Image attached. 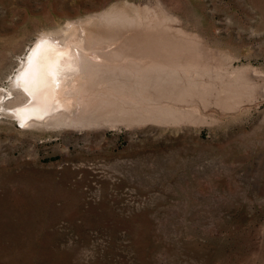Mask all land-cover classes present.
I'll list each match as a JSON object with an SVG mask.
<instances>
[{
  "label": "rangeland",
  "instance_id": "rangeland-1",
  "mask_svg": "<svg viewBox=\"0 0 264 264\" xmlns=\"http://www.w3.org/2000/svg\"><path fill=\"white\" fill-rule=\"evenodd\" d=\"M0 264H264V0H0Z\"/></svg>",
  "mask_w": 264,
  "mask_h": 264
},
{
  "label": "bare ground",
  "instance_id": "bare-ground-1",
  "mask_svg": "<svg viewBox=\"0 0 264 264\" xmlns=\"http://www.w3.org/2000/svg\"><path fill=\"white\" fill-rule=\"evenodd\" d=\"M69 41V40H68ZM47 42V41H46ZM53 42V41H52ZM51 44V43H50ZM50 44H48L47 46L48 47H46L47 48V51L45 50L44 51V49H43V52H41V54H42V56H38L37 57V60H35L34 61V63H35V68H37V70L36 71H32V73H31V71L26 75V81H27V85H29L30 84V86H32V87H35V92H33V95H34V97H35V99H36V102L38 101V99L39 100H41V98L43 99V101L45 102V100H44V96L46 95V91L45 90H47L46 88H49V87H46V86H43L42 85V81H40L39 79H37V77L39 76V74H41V71L42 70H45V72H48V71H50L49 70V66H51V64H48V62H47V56L49 55V58H50V60H51V57L53 56V54H52V52H53V50H52V48H53V46L52 45H50ZM54 44V43H53ZM59 44H60V42H59ZM68 45V44H67ZM59 46V45H58ZM57 46V47H58ZM68 47V46H67ZM45 48V49H46ZM73 48H74V52L73 53H75V55H77L78 57L77 58H70V57H68L69 55L68 54H66V52L65 53H63L62 54V57H61V53H58L57 55H55V56H53L54 58H53V63H55L56 62V64H55V68L58 70L59 69V67L61 68V71L64 69V68H72V67H74V68H79L80 66H81V64L83 63V62H85L84 60H83V56H80V52H78V49L76 48V46L75 45H73ZM58 49V48H57ZM56 50V49H55ZM60 50V49H59ZM63 51H64V49H62ZM74 55V54H73ZM51 56V57H50ZM57 56V57H56ZM68 58H70V59H68ZM49 60V61H50ZM52 62V61H51ZM50 62V63H51ZM85 65V64H84ZM88 66V65H87ZM93 66H94V64H93ZM52 67V66H51ZM63 67V68H62ZM53 68V67H52ZM92 67H90V65H89V67H88V70L90 69L91 71H92V69H91ZM46 69H48V71H46ZM33 70H35L34 68H33ZM52 70V69H51ZM59 72V71H58ZM31 73V74H30ZM60 73V72H59ZM48 75H49V73H47ZM46 74V75H47ZM52 74V73H51ZM70 74V73H69ZM61 75V74H60ZM64 75V74H63ZM62 76V75H61ZM65 76V75H64ZM25 77V76H24ZM51 77H52V75H51ZM60 77V76H59ZM66 77V76H65ZM49 78V77H48ZM230 79V78H229ZM53 80V79H52ZM49 81H50V78H49ZM84 78L81 80V81H79V83L80 84H84ZM53 82V81H52ZM229 82V81H228ZM48 84V83H47ZM146 84V83H145ZM168 84V83H167ZM163 85V84H162ZM231 86V85H230ZM86 87V86H85ZM147 88V87H146ZM145 88V89H146ZM231 89H232V87H231ZM167 90V89H166ZM48 91V90H47ZM49 92V91H48ZM51 92V91H50ZM47 94H49V93H47ZM81 94V93H80ZM49 97H50V95H49ZM47 98V97H46ZM45 98V99H46ZM48 99V98H47ZM49 100V99H48ZM238 101V100H237ZM50 102V101H49ZM39 103V102H38ZM41 103V102H40ZM52 103V102H51ZM98 106V104H95V106L94 107H97ZM48 117V116H47Z\"/></svg>",
  "mask_w": 264,
  "mask_h": 264
}]
</instances>
